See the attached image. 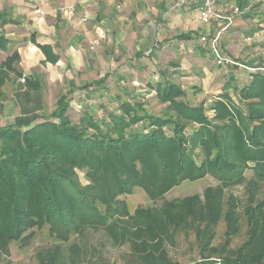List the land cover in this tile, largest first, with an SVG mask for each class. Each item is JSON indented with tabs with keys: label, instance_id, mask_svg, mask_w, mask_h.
I'll return each instance as SVG.
<instances>
[{
	"label": "trees",
	"instance_id": "trees-1",
	"mask_svg": "<svg viewBox=\"0 0 264 264\" xmlns=\"http://www.w3.org/2000/svg\"><path fill=\"white\" fill-rule=\"evenodd\" d=\"M17 62L13 53L0 65V102L5 82L20 75ZM235 97L190 105L180 86L164 82L155 86L159 114L149 113L146 101L121 100L117 114L98 120L83 112L74 121L62 93L47 115L0 126V256L46 229L51 243L35 264H75L78 238L99 230L113 246L127 244L141 264H179L166 245L178 231H191L198 253L186 264H264V73H250ZM207 176L216 184L160 207L130 214L122 200L139 187L154 202ZM240 185L241 214L239 200L226 194ZM242 220L246 237L232 248ZM221 222L223 241L214 245Z\"/></svg>",
	"mask_w": 264,
	"mask_h": 264
},
{
	"label": "crops",
	"instance_id": "crops-1",
	"mask_svg": "<svg viewBox=\"0 0 264 264\" xmlns=\"http://www.w3.org/2000/svg\"><path fill=\"white\" fill-rule=\"evenodd\" d=\"M235 7L242 14L222 33L218 51L243 66H263L264 0L217 3L224 13ZM218 28L215 21L200 22L194 0H0L6 45L0 65L16 53L20 74L2 87L0 126L47 115L46 103H56L62 93L71 112L98 120L117 114L121 100L157 101L155 86L164 82L197 101L223 93L235 99L250 72L216 65L209 42L200 38ZM46 47L48 55L41 50ZM106 98L116 103L110 112L99 110L98 99Z\"/></svg>",
	"mask_w": 264,
	"mask_h": 264
},
{
	"label": "rangeland",
	"instance_id": "rangeland-1",
	"mask_svg": "<svg viewBox=\"0 0 264 264\" xmlns=\"http://www.w3.org/2000/svg\"><path fill=\"white\" fill-rule=\"evenodd\" d=\"M260 62L264 67V54L262 55V59H259V63ZM258 65L260 64H255V66ZM187 94V102L190 105L200 102L197 101V98H190V93ZM233 97L236 101L235 95ZM108 99L109 98L98 99L99 110L103 109L104 112H110L111 110H114L116 103H111L107 101ZM46 104L48 112H50V110L55 106V102H47ZM145 108L149 113L151 112L153 114H159L161 112L162 106H160L156 100L149 99ZM208 114H212V112H209ZM69 116H71L74 121H77L79 113L76 114L74 111H69ZM78 175H80L82 184H86L87 182L84 178V175L82 173H79ZM250 176L251 173L247 172V177L249 178ZM215 184L216 181L209 176L205 177L204 179L196 180L195 182L184 181L181 183V185L170 189L166 194L163 195L162 198L154 202H151L145 191L138 187L134 189L132 194L123 197L122 200L124 199L130 214H133L134 211L139 207L152 209L153 207H160L164 201L167 202L173 199L182 200V198L185 197L201 194L206 187H211ZM226 194H232L237 198V200H239V213L241 214V208L246 202L244 185L231 188L226 191ZM240 229V233L235 238H233L230 243L232 248H236L241 245L242 241L246 237L247 229L245 228L244 220L241 222ZM215 230L216 234L213 244L219 245L223 241L225 232L224 223H219ZM35 235L36 236L32 243L22 249L17 248V245L14 243L11 244L9 247V254L6 257L0 256V264H35V255L37 251L51 243L46 229L37 231ZM106 237L107 236L99 230L86 231L85 235L78 238L79 241L77 245L81 249V256L80 261L75 262V264H141L136 261L133 256H131L130 247L127 244L113 246ZM73 241L75 242L77 239L74 238L72 242ZM166 246L170 258L179 264H186L193 258H197L198 250L194 242V235L191 231H188L187 234L183 231H178L173 242L167 244Z\"/></svg>",
	"mask_w": 264,
	"mask_h": 264
},
{
	"label": "built area",
	"instance_id": "built-area-1",
	"mask_svg": "<svg viewBox=\"0 0 264 264\" xmlns=\"http://www.w3.org/2000/svg\"><path fill=\"white\" fill-rule=\"evenodd\" d=\"M29 2L32 0H28ZM191 0H178L179 4L187 5ZM198 4V10H199V20L203 24H208L210 22H217L219 24V28L217 32L210 36V37H201L202 42H209L210 52L213 54V57L215 58V63L217 66L222 65H229L234 67H242L245 70L249 71L250 73L260 71L264 73V67L263 66H255V67H247L243 66L240 63H236L233 60L225 57L223 54H221L218 51V43L220 41V37L223 32L229 30L232 27V23L235 19L236 15L242 14V11L238 9L237 7L232 8V10L228 13H224L220 11L217 8L218 0H194ZM67 14H72L73 10H67ZM98 32L100 29H97ZM23 81V80H22Z\"/></svg>",
	"mask_w": 264,
	"mask_h": 264
}]
</instances>
